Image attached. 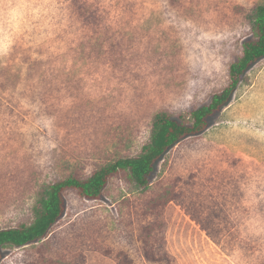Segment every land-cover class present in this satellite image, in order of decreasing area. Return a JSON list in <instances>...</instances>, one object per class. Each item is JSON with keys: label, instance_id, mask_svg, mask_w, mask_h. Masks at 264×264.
<instances>
[{"label": "rangeland", "instance_id": "1", "mask_svg": "<svg viewBox=\"0 0 264 264\" xmlns=\"http://www.w3.org/2000/svg\"><path fill=\"white\" fill-rule=\"evenodd\" d=\"M256 5L0 0V230L31 224L44 186L137 156L157 113L180 120L208 105L254 37ZM150 182L115 176L98 200L67 191L48 238L4 250L1 264H154L150 227L170 264H264V59Z\"/></svg>", "mask_w": 264, "mask_h": 264}, {"label": "trees", "instance_id": "2", "mask_svg": "<svg viewBox=\"0 0 264 264\" xmlns=\"http://www.w3.org/2000/svg\"><path fill=\"white\" fill-rule=\"evenodd\" d=\"M248 20L254 37L242 44L238 60L229 68V82L222 91L213 95L208 105L191 111L180 120L173 119L166 111L159 112L153 117L149 142L137 156L107 162L85 178L73 173L57 183L44 186L33 206V222L0 230V264L4 259V250L24 248L48 238L52 228L65 214L64 194L67 191H75L82 198L98 200L110 179L119 175H123L139 189L149 188L150 179L163 157L181 142L203 134L209 128L210 119L220 114L231 103L238 87L245 81L248 71L264 59V5L252 8ZM161 197L156 198V201L160 203L163 199L168 202L166 194ZM205 230L210 232L208 227ZM153 233L151 227L143 232V252L146 259L154 264H170L166 255L159 254L151 245ZM122 262L129 264L126 258H123Z\"/></svg>", "mask_w": 264, "mask_h": 264}]
</instances>
